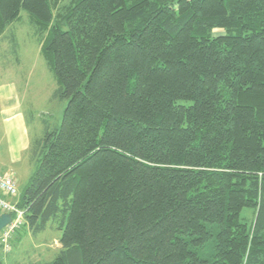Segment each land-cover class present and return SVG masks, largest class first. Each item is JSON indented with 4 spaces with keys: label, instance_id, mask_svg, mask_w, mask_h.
<instances>
[{
    "label": "trees",
    "instance_id": "16d2710c",
    "mask_svg": "<svg viewBox=\"0 0 264 264\" xmlns=\"http://www.w3.org/2000/svg\"><path fill=\"white\" fill-rule=\"evenodd\" d=\"M21 12L67 100L16 200L50 264H264V0H0V42Z\"/></svg>",
    "mask_w": 264,
    "mask_h": 264
},
{
    "label": "rangeland",
    "instance_id": "374dc122",
    "mask_svg": "<svg viewBox=\"0 0 264 264\" xmlns=\"http://www.w3.org/2000/svg\"><path fill=\"white\" fill-rule=\"evenodd\" d=\"M213 33L219 35L222 32L215 30ZM0 85L14 87L23 109L31 143L42 137L44 132L60 127L67 100L55 95L58 84L39 53V44L30 27L29 17L24 12L7 29L0 42ZM0 124V159H4L2 119ZM7 174L16 181L15 174ZM28 178L23 173L20 174L19 184L16 186L18 197L7 199L8 201L19 199ZM249 215L250 210H243L242 217ZM27 233L23 227L15 231L9 240V252L5 254L0 250L1 264H50L56 253L61 231L48 228L34 235Z\"/></svg>",
    "mask_w": 264,
    "mask_h": 264
},
{
    "label": "crops",
    "instance_id": "0c3cea01",
    "mask_svg": "<svg viewBox=\"0 0 264 264\" xmlns=\"http://www.w3.org/2000/svg\"><path fill=\"white\" fill-rule=\"evenodd\" d=\"M20 105L14 87L11 85H0V119H2L4 135V137L2 136V139L4 138L2 142L5 143L4 159H0L2 160L0 162V176L7 173L15 174L16 186L19 184L21 173L26 177H29L32 173L31 164L23 156L29 146V138L23 109ZM4 199L8 203L16 204V201L10 202L7 200L14 198L4 197ZM27 234L30 235L29 232Z\"/></svg>",
    "mask_w": 264,
    "mask_h": 264
},
{
    "label": "built area",
    "instance_id": "2783aa9c",
    "mask_svg": "<svg viewBox=\"0 0 264 264\" xmlns=\"http://www.w3.org/2000/svg\"><path fill=\"white\" fill-rule=\"evenodd\" d=\"M4 197H17L16 181L9 174L0 176V212L11 216L10 223L0 232V246L7 253L11 236L23 225L24 211L17 208L16 204L8 203Z\"/></svg>",
    "mask_w": 264,
    "mask_h": 264
},
{
    "label": "water",
    "instance_id": "95a60500",
    "mask_svg": "<svg viewBox=\"0 0 264 264\" xmlns=\"http://www.w3.org/2000/svg\"><path fill=\"white\" fill-rule=\"evenodd\" d=\"M11 216L0 212V232L10 223Z\"/></svg>",
    "mask_w": 264,
    "mask_h": 264
}]
</instances>
